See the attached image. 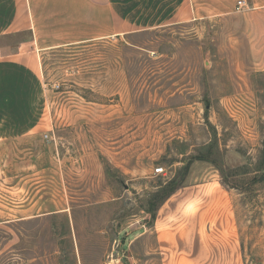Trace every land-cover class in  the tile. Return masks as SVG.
<instances>
[{"label":"rangeland","instance_id":"rangeland-1","mask_svg":"<svg viewBox=\"0 0 264 264\" xmlns=\"http://www.w3.org/2000/svg\"><path fill=\"white\" fill-rule=\"evenodd\" d=\"M241 21L167 24L41 53L35 127L6 139L0 119V264H146L153 233L136 237L152 224L156 192L171 178L186 183L199 153L219 170L197 163L194 179L217 174L232 189L245 264H264V172H255L264 73L250 75V92L232 87Z\"/></svg>","mask_w":264,"mask_h":264},{"label":"crops","instance_id":"crops-1","mask_svg":"<svg viewBox=\"0 0 264 264\" xmlns=\"http://www.w3.org/2000/svg\"><path fill=\"white\" fill-rule=\"evenodd\" d=\"M238 1L0 0V119L8 121L3 137H22L35 127L37 105L44 98L40 60L44 50L136 29L205 19L242 20L235 35L239 50L242 42V56L238 54L239 73L232 87L250 92V75L264 73V0H245L241 11ZM235 97L225 100L230 104L247 101L244 97L237 102ZM232 110L231 116L240 113ZM200 162L218 169L212 162L195 160L186 183L158 207L153 225L136 237L153 233L156 244L148 248L146 264L246 263L233 191L217 174L204 181L194 179L193 167ZM21 198V191L9 195L10 203ZM121 259L116 264H125Z\"/></svg>","mask_w":264,"mask_h":264},{"label":"trees","instance_id":"trees-1","mask_svg":"<svg viewBox=\"0 0 264 264\" xmlns=\"http://www.w3.org/2000/svg\"><path fill=\"white\" fill-rule=\"evenodd\" d=\"M189 164L186 166V169H185V178L187 177V175L189 174V171H190V168H191V165L192 163L195 161V160H206V161H209V162H212L214 163L217 167H218V164L217 162L211 158L209 156V154H204V153H199L195 156H192L190 157L189 159ZM261 161H259V164H258V167H257V170L255 172H264V144H263V149H262V152H261ZM255 179L253 180H256V179H260V177H254ZM184 185V182L181 181L179 182L178 179L176 178H171V179H168L165 184H161L159 189L157 192H156V197H157V200L160 201V203L157 205V207L153 210V217H152V224L153 225V222L155 220V217H156V212H157V209L158 207L169 197L171 196L177 189H179L180 187H182Z\"/></svg>","mask_w":264,"mask_h":264},{"label":"built area","instance_id":"built-area-1","mask_svg":"<svg viewBox=\"0 0 264 264\" xmlns=\"http://www.w3.org/2000/svg\"><path fill=\"white\" fill-rule=\"evenodd\" d=\"M246 7V2L245 0H239L238 4H237V10L241 11ZM155 172L156 173H160V174H166L164 167H156L155 168Z\"/></svg>","mask_w":264,"mask_h":264}]
</instances>
